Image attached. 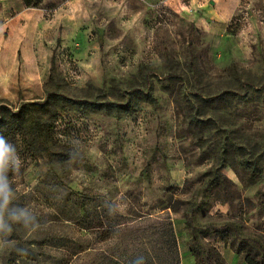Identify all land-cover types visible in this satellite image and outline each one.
I'll use <instances>...</instances> for the list:
<instances>
[{"label": "rangeland", "instance_id": "rangeland-1", "mask_svg": "<svg viewBox=\"0 0 264 264\" xmlns=\"http://www.w3.org/2000/svg\"><path fill=\"white\" fill-rule=\"evenodd\" d=\"M235 1L0 6L1 102H79L32 149L7 138L40 229L13 224L0 264H200L196 250L247 264L241 244L264 257V0Z\"/></svg>", "mask_w": 264, "mask_h": 264}, {"label": "trees", "instance_id": "trees-1", "mask_svg": "<svg viewBox=\"0 0 264 264\" xmlns=\"http://www.w3.org/2000/svg\"><path fill=\"white\" fill-rule=\"evenodd\" d=\"M44 0H21L23 5L27 8H37ZM191 34V32H190ZM142 97H148V94H142ZM2 100H0L1 102ZM79 103L76 99L68 98L60 93H49L41 100L26 101L13 108L8 105L0 103V132L6 137L19 136L32 149L30 144L32 142H46L51 139L50 136V123L54 121L56 113L59 108H64L66 105ZM90 105L96 108L105 107L110 109V105L102 104L100 102H91ZM61 160L69 157L68 154L57 153ZM80 208L86 207V202L79 203ZM188 216L187 219H189ZM190 220V219H189ZM189 220H187L189 222ZM105 236V238H107ZM243 245L245 252L244 260L247 264H264V257L255 259L251 256V249L248 244ZM196 255L200 264H215L212 258L211 250L205 253L196 250ZM26 256V253H23ZM11 260L9 259V263Z\"/></svg>", "mask_w": 264, "mask_h": 264}, {"label": "clouds", "instance_id": "clouds-1", "mask_svg": "<svg viewBox=\"0 0 264 264\" xmlns=\"http://www.w3.org/2000/svg\"><path fill=\"white\" fill-rule=\"evenodd\" d=\"M24 161L17 146L0 132V236L12 232V225L19 224L33 233L40 229L33 210L17 203V193L11 176L20 173Z\"/></svg>", "mask_w": 264, "mask_h": 264}, {"label": "crops", "instance_id": "crops-1", "mask_svg": "<svg viewBox=\"0 0 264 264\" xmlns=\"http://www.w3.org/2000/svg\"><path fill=\"white\" fill-rule=\"evenodd\" d=\"M5 2H6V0H0V6H4ZM233 3H236V1L233 0ZM210 12L212 13L211 14L212 16L216 17V20L211 19V21L209 23H207V28L210 31L215 32L216 29H218V27H220L221 22H220V20H218V19H220L218 14H216V12L213 9L208 10V13H210Z\"/></svg>", "mask_w": 264, "mask_h": 264}]
</instances>
